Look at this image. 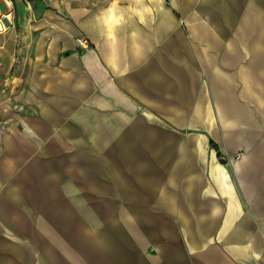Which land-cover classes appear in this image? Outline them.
<instances>
[{
	"label": "crops",
	"instance_id": "1",
	"mask_svg": "<svg viewBox=\"0 0 264 264\" xmlns=\"http://www.w3.org/2000/svg\"><path fill=\"white\" fill-rule=\"evenodd\" d=\"M82 2L0 35V264H264V0Z\"/></svg>",
	"mask_w": 264,
	"mask_h": 264
},
{
	"label": "rangeland",
	"instance_id": "2",
	"mask_svg": "<svg viewBox=\"0 0 264 264\" xmlns=\"http://www.w3.org/2000/svg\"><path fill=\"white\" fill-rule=\"evenodd\" d=\"M25 4H27L28 9H33V8H38L40 6H53L55 4L56 7H61L62 4L70 2V5L72 6H81L83 5V0H23ZM102 2L103 0H98V2ZM54 2V3H53ZM73 2V3H72ZM93 4H99V3H93ZM0 6L1 8L6 11L8 10V5L6 3L5 0H0ZM24 10V8H23ZM184 137H190V135H183ZM104 207V206H103ZM103 213L105 214V212L103 211ZM103 214V216H104ZM105 217V216H104ZM102 252H105L109 247L106 245L102 246ZM105 255V253H103V256ZM105 261V259H103V262Z\"/></svg>",
	"mask_w": 264,
	"mask_h": 264
},
{
	"label": "built area",
	"instance_id": "3",
	"mask_svg": "<svg viewBox=\"0 0 264 264\" xmlns=\"http://www.w3.org/2000/svg\"><path fill=\"white\" fill-rule=\"evenodd\" d=\"M5 1L9 9L4 11L0 6V35L6 33L14 22L13 19L14 0H5Z\"/></svg>",
	"mask_w": 264,
	"mask_h": 264
}]
</instances>
